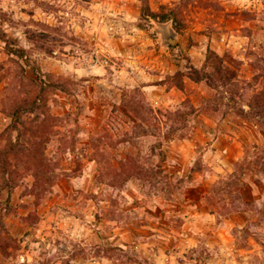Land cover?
<instances>
[{
  "label": "clouds",
  "instance_id": "1",
  "mask_svg": "<svg viewBox=\"0 0 264 264\" xmlns=\"http://www.w3.org/2000/svg\"><path fill=\"white\" fill-rule=\"evenodd\" d=\"M261 92L264 0H0V264H264Z\"/></svg>",
  "mask_w": 264,
  "mask_h": 264
},
{
  "label": "rangeland",
  "instance_id": "2",
  "mask_svg": "<svg viewBox=\"0 0 264 264\" xmlns=\"http://www.w3.org/2000/svg\"><path fill=\"white\" fill-rule=\"evenodd\" d=\"M202 2H205V0H202ZM204 11H207V9H204ZM224 22H226V23H230V21H227L226 18L224 19ZM262 93H263V92H261V93H259L258 95L254 96V98H253V103L256 102L257 97L260 96ZM262 134H264V132H262ZM0 167H3V166L0 165ZM41 180H42V181H46V177H42ZM9 246H10V244H9L7 241H2V242H0V248H4V249H6V248L9 247Z\"/></svg>",
  "mask_w": 264,
  "mask_h": 264
},
{
  "label": "trees",
  "instance_id": "3",
  "mask_svg": "<svg viewBox=\"0 0 264 264\" xmlns=\"http://www.w3.org/2000/svg\"><path fill=\"white\" fill-rule=\"evenodd\" d=\"M254 104L261 110H264V92L257 97L256 102Z\"/></svg>",
  "mask_w": 264,
  "mask_h": 264
}]
</instances>
